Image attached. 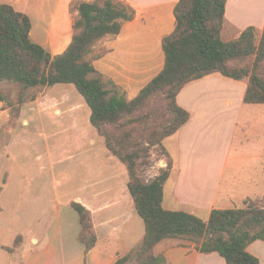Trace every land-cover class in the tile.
I'll return each mask as SVG.
<instances>
[{"label": "trees", "instance_id": "obj_1", "mask_svg": "<svg viewBox=\"0 0 264 264\" xmlns=\"http://www.w3.org/2000/svg\"><path fill=\"white\" fill-rule=\"evenodd\" d=\"M226 4L227 0H178L176 29L163 39L164 68L129 100L122 88L95 69L94 62L99 58L96 47L117 38L135 19L133 7L120 0H76L72 42L62 54L52 55L32 41L31 18L0 3V84H18L22 91L72 85L90 108L91 124L105 147L127 169L128 189L145 235L136 250L115 264H167L164 253H155L166 240L180 241L183 247L195 244L201 254L217 253L226 264H261L248 251L254 242L264 241V208L256 200H247L243 208L215 209L208 221L163 207L172 169L163 143L191 119L178 103L183 89L219 75L247 81L245 104L264 105V30L259 40L258 29L252 26L239 38L224 41ZM0 101H5L1 95ZM155 147L164 152L168 165L147 181L141 174L142 159ZM71 207L79 216V240L88 254L98 241L91 212L77 202Z\"/></svg>", "mask_w": 264, "mask_h": 264}, {"label": "crops", "instance_id": "obj_2", "mask_svg": "<svg viewBox=\"0 0 264 264\" xmlns=\"http://www.w3.org/2000/svg\"><path fill=\"white\" fill-rule=\"evenodd\" d=\"M36 1L38 4L33 12L38 18V29L32 27L31 39L52 55L62 54L72 42L78 15L72 12V4L76 0ZM120 1L133 7L136 17L124 25L117 38L105 40L96 47L99 58L94 67L122 88L129 100H133L164 68L163 39L176 29L174 11L178 0ZM29 2L0 0V3L10 4L31 18ZM47 7L51 11L50 17L46 14ZM226 24L228 27L223 28V32L228 31L234 40L252 26L263 32L264 0H227L224 26ZM44 89L45 92L50 90ZM246 89L245 83L229 82L222 76L213 75L189 84L178 96L179 105L191 114V119L163 143L172 162L164 188L163 207L166 210L183 211L197 217L203 214L208 221L215 209H231L237 202L245 205L247 200H255L248 194L250 188L257 187L264 192V149H256L259 148L256 135L260 134V129L255 122L242 120L246 110L252 112L264 105L245 104ZM81 98L74 95L64 103L72 116V125L86 133L89 126L94 127L90 121L91 110ZM56 103L48 102L46 108L54 107ZM5 104L0 101V123L3 117L6 118L5 125L0 124V130L5 128L7 135L10 108H5ZM89 141L91 147L97 143L94 135ZM168 141L169 148L165 145ZM237 143L238 151L233 153ZM2 155L0 147V157ZM117 161L121 163L108 150L100 161V172L112 171L116 183L109 176L93 182L82 196L69 202L70 205L80 203L91 212L98 238L95 248L86 254L79 240V216L73 217L71 227L64 226L63 215L59 214L44 229L43 235L33 234L32 243L37 242L34 247L29 239H25L24 264H115L119 257L140 246L145 235L144 222L143 229L128 189L127 169L121 163L126 169V178ZM164 162L168 165L167 158L161 161ZM119 180L122 183L119 184ZM241 186L248 189L242 190ZM3 191L2 188L1 193ZM171 242L166 240L159 244L163 246L160 253L167 257V264H226L217 253L201 254L195 248ZM262 249L264 241H256L248 251L264 264Z\"/></svg>", "mask_w": 264, "mask_h": 264}, {"label": "rangeland", "instance_id": "obj_3", "mask_svg": "<svg viewBox=\"0 0 264 264\" xmlns=\"http://www.w3.org/2000/svg\"><path fill=\"white\" fill-rule=\"evenodd\" d=\"M29 1L32 27L36 30L38 18L33 10L38 1ZM46 10L50 17L49 7ZM227 27L226 24L224 29ZM261 35L262 32L258 31V40ZM222 38L227 42L234 40L228 31L222 32ZM0 95L5 100V108H10L6 124L9 127L8 134L5 128L0 130V147L3 151L0 157V188L4 189L0 194V264H24L22 250L25 239H29L34 247L37 242L32 243L33 234L43 235L44 229L59 214L63 215L64 226L72 227L73 217L78 215L69 202L82 196L93 182L108 176L112 182L115 180L112 171L106 174L100 172V161L107 150L96 131L89 126L86 133H81L80 129L72 125V116L64 101L74 95L81 98L72 85H57L45 92L44 88L22 91L18 84L3 83L0 84ZM48 102H57V105L46 108ZM5 119H1L2 126L5 125ZM242 120L255 122L260 129V134L256 135L259 144L256 149H264V107L252 112L246 110ZM91 135L97 141L93 147L89 141ZM165 145L169 148L170 141ZM237 151L238 143L233 153ZM165 157L164 152L155 147L151 149L150 156L142 159L141 174L145 180H152L159 175L164 164L161 161ZM117 164L127 178L125 167L118 161ZM5 179L7 186L4 184ZM240 189L247 190L248 187L241 186ZM250 189V198L264 208V192L257 187ZM54 200L55 203H52ZM234 206L231 209L243 208L245 205L237 202ZM199 217L207 221L205 215L200 214ZM169 241L173 245L181 243ZM189 247L194 248L195 244L189 243ZM162 249L163 246L158 245L155 253L159 254Z\"/></svg>", "mask_w": 264, "mask_h": 264}, {"label": "built area", "instance_id": "obj_4", "mask_svg": "<svg viewBox=\"0 0 264 264\" xmlns=\"http://www.w3.org/2000/svg\"><path fill=\"white\" fill-rule=\"evenodd\" d=\"M162 166H163V168H166L167 167V163L164 162V164Z\"/></svg>", "mask_w": 264, "mask_h": 264}]
</instances>
